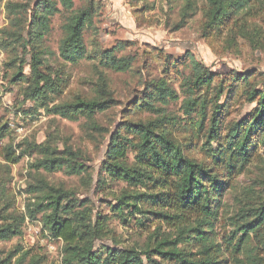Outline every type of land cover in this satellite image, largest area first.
Here are the masks:
<instances>
[{"label": "rangeland", "instance_id": "374dc122", "mask_svg": "<svg viewBox=\"0 0 264 264\" xmlns=\"http://www.w3.org/2000/svg\"><path fill=\"white\" fill-rule=\"evenodd\" d=\"M53 1L59 11L51 17L50 30L42 42L45 50L42 68L64 81L60 93H51L47 101L49 106L71 102L77 97H96L102 73L119 102L97 115L105 130L92 133L87 128L85 116L79 120L67 119L51 114L45 107L27 99L25 95L32 77L29 61L22 66V79H14L17 64L28 54L23 41L16 35V32H24L18 26H27L26 15L23 13L15 19L5 5L18 2L34 7L40 0H0V126H6L8 131V135L0 140V212L18 217L21 222L25 218L21 223V235L0 241V264H30L34 259L39 264H63V241L50 237L43 230L40 216L38 220L28 217L29 204L36 195L29 191V185L37 184L40 179L73 191L80 200L81 209L93 206L95 213H102L105 216V236L100 242L114 249L134 247L142 251L157 236H175L176 227L150 214L160 210V205L152 203L151 199L143 202L144 213H132V208L128 207L123 211L112 209V205L118 204L124 196L137 192H163L160 184L133 188L107 172L104 166L111 136L121 130L119 126L124 120L158 117L145 111H129L130 104L143 95L146 83L153 80H163L175 91L176 97L167 103H158L168 116L174 118L167 124L173 137L189 158L217 170L219 178L225 182L218 219L209 237L217 244L218 257L223 264H231L222 236L224 232L233 231L228 223L229 217L264 202V143L259 141L256 144L251 161L242 171L230 175L216 167L206 142L209 121L199 131L194 124L197 115L184 113L185 79L191 74V57H196L218 77L211 89L201 91L210 100L209 115L213 112L219 80H226L228 90L229 85L234 84L232 78L236 73H247L249 88L262 89L264 0H254L248 9L231 14V18L209 32L203 31L208 0H98L93 26L84 34L88 57L76 62L63 59L59 53L65 36L63 25L71 12L64 9L60 0ZM82 5V0H75V8ZM121 42L126 45L122 44L123 48L117 53L119 56L131 55L134 58L132 67L127 71H115L100 65L101 52L122 46ZM240 86L238 95L235 93L225 103L228 127L236 121L243 122L257 106L256 102H250L242 95L246 86ZM227 98L225 93L220 103ZM227 131L228 128L222 134ZM49 135L55 138L61 151L65 144L82 151L86 166L81 173H69L65 169L54 172L33 169L32 163L38 155H27L16 164L6 156V146L17 149L25 140L41 143ZM211 147L217 148L218 142H212ZM126 160L129 165L135 161L131 147H128ZM261 242H264V234L254 237V245ZM143 258L146 260V256ZM155 258L160 264H171L158 256Z\"/></svg>", "mask_w": 264, "mask_h": 264}, {"label": "trees", "instance_id": "16d2710c", "mask_svg": "<svg viewBox=\"0 0 264 264\" xmlns=\"http://www.w3.org/2000/svg\"><path fill=\"white\" fill-rule=\"evenodd\" d=\"M60 1L64 9L71 13L63 25L65 36L59 46V53L63 59L76 62L88 57L84 34L93 26L99 1L82 0L83 5L79 8H75V0ZM253 1L208 0L203 31L209 32L219 27L227 18H231V14H239L248 9ZM5 9L15 19L20 18L23 13L26 15V27L16 24L25 35L24 32H16V35L23 41L28 54L17 64L18 71L14 75L15 80L22 79V66L29 61L32 77L26 98L45 107L51 114L67 119L79 120L81 116H85L87 128L92 133L105 130L98 122L97 115L119 101L109 88L103 73L97 83L96 97H77L71 102L53 106H49L47 102L51 93L61 92V83L64 81L42 68L45 61L42 42L50 30L51 17L59 11L56 3L53 0H40L36 6L30 7L27 3L8 2ZM122 44L126 45L125 42H121ZM123 45L102 51L98 58L99 64L115 71L129 70L134 58L131 55L119 56L117 53ZM190 63L191 74L185 79L187 96L182 105L184 113L197 115L194 124L199 131L209 121L206 142L210 146V155L216 167L233 175V172L242 171L251 161L256 144L259 141L264 143V87L250 89L247 73H236L232 78L234 84H230L228 90L226 80H219L213 112L209 115L210 100L201 91L211 89L218 77L196 57H191ZM240 85L246 86L242 95L247 96L250 102H256L257 106L243 122L236 121L228 127L225 103L235 93L238 95ZM145 86L143 95L130 104L129 111H145L158 117L149 120H124L119 126L121 130L111 136L104 166L107 172L133 188L160 184L163 192H137L124 196L118 204L112 205V209L123 211L128 207L132 208V213H144L142 204L145 199H151L152 203L160 205V210L151 211L150 214L176 227V234L164 238L157 236L142 251L134 247L114 249L100 242L105 236V216L102 213H95L93 206L81 209L80 200L73 191L40 179L37 184L29 185V191L36 195L35 200L29 204L28 217L38 220L40 216L43 230L50 237L63 241V264H160L156 256L171 264H223V260L218 257L220 250L209 233H212L218 219L225 182L219 178L217 170L189 158L167 128V124L174 118L168 116L165 108L158 106V103H167L176 97L175 91L163 80L149 81ZM225 93L228 98L221 104V97ZM226 128L227 133L222 134ZM122 130L129 136L123 134ZM6 135V126H0V140ZM214 141L218 142L217 148L211 147ZM128 147L135 154L132 165L126 160ZM5 150L13 164L27 155H38L31 166L36 170L54 172L65 169L77 174L86 166L82 161L81 150L65 144V149L61 151L55 144V138L50 135L44 142L25 140L17 149L9 145ZM125 199L128 200L124 201ZM24 220L22 218V222ZM22 222L18 217L0 212V241L21 235ZM228 223L233 231L224 232L222 238L230 253L231 264H264V242L253 244L254 237L264 234V202L229 217ZM143 256H146V260ZM30 264L39 262L34 259Z\"/></svg>", "mask_w": 264, "mask_h": 264}]
</instances>
